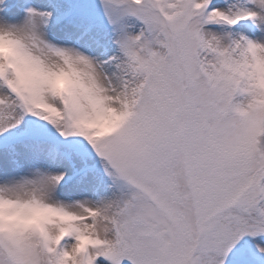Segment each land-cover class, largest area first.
Segmentation results:
<instances>
[{"label": "snow or ice", "instance_id": "1", "mask_svg": "<svg viewBox=\"0 0 264 264\" xmlns=\"http://www.w3.org/2000/svg\"><path fill=\"white\" fill-rule=\"evenodd\" d=\"M264 0H0V264H264Z\"/></svg>", "mask_w": 264, "mask_h": 264}, {"label": "rangeland", "instance_id": "2", "mask_svg": "<svg viewBox=\"0 0 264 264\" xmlns=\"http://www.w3.org/2000/svg\"><path fill=\"white\" fill-rule=\"evenodd\" d=\"M262 139H264V138H262Z\"/></svg>", "mask_w": 264, "mask_h": 264}]
</instances>
